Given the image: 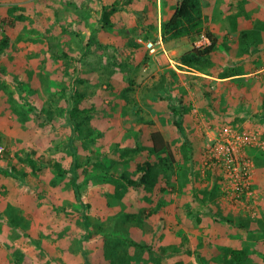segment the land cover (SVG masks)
<instances>
[{
	"label": "rangeland",
	"instance_id": "1",
	"mask_svg": "<svg viewBox=\"0 0 264 264\" xmlns=\"http://www.w3.org/2000/svg\"><path fill=\"white\" fill-rule=\"evenodd\" d=\"M114 1L0 0V40L3 30L9 36L0 57V264H118L122 255L125 264H223L228 248L247 251L243 264H264V151L248 145L228 162L244 131L263 136L264 120L245 122L222 111L212 118L203 83L189 80L180 65L172 69L180 75L160 83L159 61L152 63L137 39L156 37L167 20H160L159 5L174 13L179 0H132L106 26L103 6ZM13 6L20 10L10 15ZM201 32L210 29L203 24ZM173 40L164 41L167 50L171 43L177 49L170 56L189 47ZM246 41L236 40L237 48L264 55V34ZM64 52L77 62L65 67ZM74 88L84 94L80 109L91 110L77 119L79 130L69 118ZM181 93L191 112L179 118L180 132L169 110ZM157 130L172 145L175 180H164V191L117 194L111 180L152 153L149 136ZM30 155L66 171L37 173ZM245 158L248 174L234 169ZM119 231L151 249H138Z\"/></svg>",
	"mask_w": 264,
	"mask_h": 264
},
{
	"label": "trees",
	"instance_id": "2",
	"mask_svg": "<svg viewBox=\"0 0 264 264\" xmlns=\"http://www.w3.org/2000/svg\"><path fill=\"white\" fill-rule=\"evenodd\" d=\"M132 0H115L112 3L105 4L103 6L102 13V22L104 25L109 26L112 23V16L120 9V10H128L130 8V3ZM20 10L19 7L13 6L9 9L10 15L16 14ZM14 17V16H13ZM18 19H23L24 15L20 14L16 16ZM204 13H203V3L202 0H179L176 3V9L172 16L164 21L161 26V36L163 41H170L173 39H178L184 36H191L199 34L203 29L204 24ZM12 19L3 20V24L11 23ZM208 38L210 40V44L205 47H197L193 46L190 50L184 52L179 57V62L181 65H185L190 69H194L199 72L206 73L207 69H211L213 66V62L216 55L221 51L218 45L217 38L210 32L207 33ZM246 34L244 32L241 33V38H245ZM137 47V44L134 45ZM9 49V36L5 34L4 30L2 31V37L0 40V57L6 53ZM63 59L65 60V67H68L71 62H77L76 57L68 56V53H62ZM174 75V71H165L161 75L160 83L163 86L172 79ZM232 74H228V71L220 72V77H227ZM194 79H202L205 77L198 75L193 77ZM80 81V80H79ZM2 84H0V87ZM69 86H65L62 90V94H66ZM75 93V105L69 112V118L72 121L73 129L79 130L81 123L77 121V119L82 116L90 113V109H80L78 106L79 98L83 97L84 94L78 92L76 88ZM128 91H132V85H129L127 88ZM204 94L207 97H210L211 94V86L210 84H204ZM180 100L179 103L171 104L169 115L170 118L174 120V124L178 127L179 131H183L181 127V120L179 119L184 116V114H188L191 112V107L183 104L184 95L181 93L179 95ZM185 105V106H184ZM48 115H51V111H47ZM179 119V120H178ZM264 138V134H263ZM149 139L152 143V153L142 159L137 163L136 169L132 173L122 172L118 178H114L111 180L116 187L117 194L123 192V190L134 189V190H142L146 192H151L153 190H157L161 188V190H165L162 182L172 181L176 178V169H175V154L172 148V145L169 141L165 140L164 133L162 131H154L150 134ZM120 146L119 144H116ZM186 146V144H185ZM178 147V146H177ZM129 147H127V150ZM32 154H36L35 151ZM32 155L29 156L30 166L33 171L39 172L43 168L51 167L56 169L59 173H65L66 169L62 168L59 163H54L52 160L45 161L43 158L36 157L35 159L31 158ZM41 162V164L39 163ZM75 170H79L82 167L81 163L78 161L74 162ZM7 174L9 172L6 171ZM10 175V174H9ZM110 175V174H108ZM169 183V182H168ZM121 191V192H120ZM220 218L226 220L229 223H233V220L229 217H224L220 215ZM121 234L124 239L130 241L133 244H136V247L141 250H149L151 249V245L148 243H144L141 241H136L135 239L129 238L124 232H118ZM199 258L204 259L203 256L199 255ZM248 258L247 251L244 249H232L228 248L225 251L223 264H243L244 261ZM118 264H125L126 256H119ZM116 262H112L115 264Z\"/></svg>",
	"mask_w": 264,
	"mask_h": 264
},
{
	"label": "crops",
	"instance_id": "3",
	"mask_svg": "<svg viewBox=\"0 0 264 264\" xmlns=\"http://www.w3.org/2000/svg\"><path fill=\"white\" fill-rule=\"evenodd\" d=\"M207 3L211 9L209 12H205L203 9L204 18L206 16L208 18L207 23L206 20L204 22V27L210 29V33L217 38L221 50L215 57L216 60H214L212 64L213 67L207 69V71H205L206 73H203L190 69L185 65H181L179 62L180 55L194 46V42L198 36L191 43L188 39L189 36L175 39V42L174 40L171 41L176 44L183 40V47L186 46L187 43L189 45L183 53H179L177 56L169 55V53L174 55L177 52V49L173 48V44L171 43L169 50H167L166 44L163 41V49L159 48L157 54H151L152 63H157L159 61L160 66H163V68H160L158 65L161 75L165 71H174V75H180V72L175 71L179 70L176 67L177 64L183 68V75L184 73L189 75V80L201 81L203 83V88L204 84H210L212 89V95L210 97L205 96L203 89L202 91L208 106L212 107V118H214L215 114H217V116H222V111V114H230V117L245 118V122L252 121V118H261L264 120V55L260 52L252 54L243 47L237 48L238 42H235L236 40H239V44H241V40L247 39V43H254V40L257 38L259 40L264 34L261 30L264 28L263 0L260 1V3L254 4V6L252 0H208ZM253 9H255L254 13L258 15L255 19L253 18L249 21V14H253ZM135 11L143 13L141 10ZM158 12L160 20L161 17L163 19H169L173 14L171 10H167L165 13L163 11L162 13L160 5L158 7ZM159 25L161 26L160 23ZM145 26L149 29L148 24ZM160 26L158 35L153 38L151 37L148 40H155L158 37H161ZM148 29H144V35H148ZM242 32L246 34L245 38H241ZM222 36H224L225 42L220 41ZM142 40L141 37L137 39L139 43L141 42L140 44L144 49L148 50L146 47V42L148 40ZM239 49L240 52H238ZM234 51H236V53H234ZM176 57H178V60ZM222 71H228V74L232 75L220 77V72ZM198 75L204 76L205 79L200 80L193 78ZM208 99H213L211 104Z\"/></svg>",
	"mask_w": 264,
	"mask_h": 264
},
{
	"label": "built area",
	"instance_id": "4",
	"mask_svg": "<svg viewBox=\"0 0 264 264\" xmlns=\"http://www.w3.org/2000/svg\"><path fill=\"white\" fill-rule=\"evenodd\" d=\"M208 44H210V40L206 32H201L198 35L196 41L194 42V45L197 47H205ZM163 46H164V43H163L162 36L158 37L155 40H148L146 42V47L149 50L150 54L152 55L157 54L159 48L163 49ZM237 140L239 141L240 144L232 146V152L228 155V162H234L235 159H237L238 157L236 155V151L248 145L258 146L261 150L264 151V138L261 134H258L255 131H252V130L244 131L242 134H240V136L237 137ZM243 163L244 164H242L243 165L242 167L238 166V168L235 167L234 169L235 170L239 169V172L248 174L250 172L249 168L251 166V163L248 158H245V161ZM239 172H235V174ZM246 179L247 177L245 178L244 184H246Z\"/></svg>",
	"mask_w": 264,
	"mask_h": 264
}]
</instances>
